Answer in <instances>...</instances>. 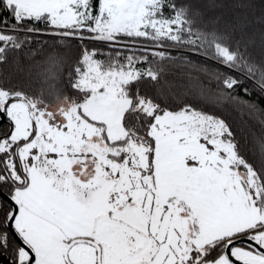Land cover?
Masks as SVG:
<instances>
[{
	"label": "snow or ice",
	"instance_id": "1",
	"mask_svg": "<svg viewBox=\"0 0 264 264\" xmlns=\"http://www.w3.org/2000/svg\"><path fill=\"white\" fill-rule=\"evenodd\" d=\"M0 264H264V0H0Z\"/></svg>",
	"mask_w": 264,
	"mask_h": 264
}]
</instances>
